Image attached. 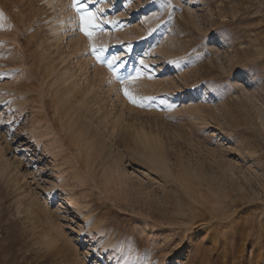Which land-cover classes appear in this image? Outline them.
I'll list each match as a JSON object with an SVG mask.
<instances>
[{"label": "rangeland", "instance_id": "374dc122", "mask_svg": "<svg viewBox=\"0 0 264 264\" xmlns=\"http://www.w3.org/2000/svg\"><path fill=\"white\" fill-rule=\"evenodd\" d=\"M87 7L0 0V264H264V0Z\"/></svg>", "mask_w": 264, "mask_h": 264}, {"label": "snow or ice", "instance_id": "6c2138e0", "mask_svg": "<svg viewBox=\"0 0 264 264\" xmlns=\"http://www.w3.org/2000/svg\"><path fill=\"white\" fill-rule=\"evenodd\" d=\"M73 7L76 9L77 16L79 17V30L84 33L85 36L92 40L94 33L97 30H102V27L99 23H97V14L91 12L87 7V0H73ZM0 19H2V14H0ZM3 26L0 25V28ZM103 48L99 49L100 52H103ZM92 52L95 54L97 52V48L95 45H92ZM101 57L97 55V60H100ZM113 59H119L118 57H114ZM109 69L115 72V68L113 67L112 60L106 61ZM143 64V61H141ZM123 66V65H121ZM141 76L139 71L136 72L135 76H128L121 79V83L130 82L138 79ZM124 95L130 100L132 103H137V98L134 97L131 92L125 88Z\"/></svg>", "mask_w": 264, "mask_h": 264}, {"label": "bare ground", "instance_id": "6f19581e", "mask_svg": "<svg viewBox=\"0 0 264 264\" xmlns=\"http://www.w3.org/2000/svg\"><path fill=\"white\" fill-rule=\"evenodd\" d=\"M146 141H147V140H146ZM148 142H149V141H148ZM146 143H147V142H146ZM148 144H149V143H148ZM148 144H147V145H148ZM149 145H150V147H152V144H149ZM149 145H148V146H149ZM144 147H145V149L147 148V146H144ZM150 147H149V148H150ZM153 147H154V146H153ZM151 149H153V148H151ZM154 149H155V148H154ZM146 150H147V149H146ZM149 150H150V149H149ZM150 151H151V150H150ZM154 151H155V150H154ZM156 151H157V150H156ZM147 153H148V152H147ZM151 155H152V153H151ZM149 156H150V155H149ZM152 158H153V157H152ZM150 159H151V156H150ZM153 159H154V158H153ZM153 159H151V160H153ZM151 160H149V162H150L151 165H152L154 162H152ZM153 161H154V160H153Z\"/></svg>", "mask_w": 264, "mask_h": 264}]
</instances>
